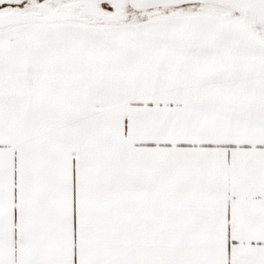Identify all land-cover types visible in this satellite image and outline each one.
Returning <instances> with one entry per match:
<instances>
[{
    "label": "snow or ice",
    "instance_id": "1",
    "mask_svg": "<svg viewBox=\"0 0 264 264\" xmlns=\"http://www.w3.org/2000/svg\"><path fill=\"white\" fill-rule=\"evenodd\" d=\"M0 264H264V0H0Z\"/></svg>",
    "mask_w": 264,
    "mask_h": 264
}]
</instances>
